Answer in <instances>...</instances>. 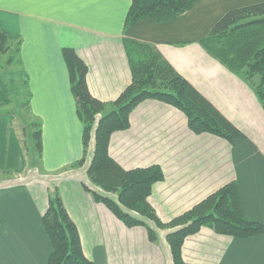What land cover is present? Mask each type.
Listing matches in <instances>:
<instances>
[{
  "label": "crops",
  "instance_id": "0c3cea01",
  "mask_svg": "<svg viewBox=\"0 0 264 264\" xmlns=\"http://www.w3.org/2000/svg\"><path fill=\"white\" fill-rule=\"evenodd\" d=\"M262 1L198 0L175 19L145 18L124 30L128 0H0V12L14 20L24 38L21 57L31 111L41 123L43 168L29 171L22 125L0 112V171L10 170L15 177L0 183V264L47 263L52 246L41 215L53 188L92 264H173L165 239L169 229H159L157 241H149L142 226H125L91 198L82 185L84 167L64 171L82 157L83 145L61 48L75 49L88 66L90 93L109 102L131 80L121 42L125 36L156 46L244 137L230 144L212 134H195L180 110L146 100L131 112L129 127L112 134L111 155L127 169L161 165L164 178L153 185L148 201L163 221L236 180L243 218L264 224V110L251 87L199 43L225 12ZM5 84L0 79V106L6 102ZM88 160L89 155L84 163ZM182 256L195 264H264V233L233 238L202 227L185 239Z\"/></svg>",
  "mask_w": 264,
  "mask_h": 264
},
{
  "label": "trees",
  "instance_id": "16d2710c",
  "mask_svg": "<svg viewBox=\"0 0 264 264\" xmlns=\"http://www.w3.org/2000/svg\"><path fill=\"white\" fill-rule=\"evenodd\" d=\"M123 29L142 19L167 22L190 11L198 0H128ZM8 35L0 29V53L11 50ZM122 47L130 71V83L112 101L94 97L87 86L88 66L70 46L61 48L70 91L76 102V113L83 124V155L73 165L83 164L89 141L92 154L86 169L89 183H83L94 201L103 204L127 227L144 226L150 241L157 238V229H171L166 240L173 264L188 263L183 259L185 239L202 227L236 238H248L264 233V224L247 221L240 208L236 180L220 186L189 209L163 221L148 201L153 185L163 180L160 165L124 168L115 160L109 144L114 132L130 125V114L144 100H157L180 110L189 129L208 133L230 144L243 133L201 95L151 43L123 37ZM199 43L226 70L246 82L264 110V1L236 7L225 12ZM20 52L19 41L14 48ZM20 64L18 59L15 61ZM24 71L22 74L24 75ZM25 88L28 78L23 76ZM26 96L30 99V93ZM29 106V102H25ZM25 149L41 161V123L31 124ZM23 134L27 133L22 125ZM91 133L92 139H91ZM91 139V140H90ZM41 222L52 246L46 264H92L82 251L76 224L66 211L58 191L49 193L48 205Z\"/></svg>",
  "mask_w": 264,
  "mask_h": 264
},
{
  "label": "rangeland",
  "instance_id": "374dc122",
  "mask_svg": "<svg viewBox=\"0 0 264 264\" xmlns=\"http://www.w3.org/2000/svg\"><path fill=\"white\" fill-rule=\"evenodd\" d=\"M3 14L4 13L0 12V15H3ZM8 16H9L8 14L5 16H1V19H0V29L8 35V37L11 41L10 43H12V46H11L12 48L9 52L0 53V79H3L6 83L5 84L6 85V102H5L4 106H2V105L0 106V112H4V114L13 115L17 119V121L20 125H24L26 127L27 133L23 134V129H22V139H23V145H24V140L26 138V135L33 131V129L31 128V124L40 122V120H39V117L34 115L33 112L31 111L30 99L28 96H26V94L30 93V92H29L28 88H25V85L23 83V79H24L23 76L25 78L29 79V75L27 74L26 70L24 69L22 57H21V46H22L24 38H23V36L19 35V32L21 33V31H19L15 27L14 20L8 18ZM27 38H28V36H27ZM17 41H19V46H20V52L19 53H15V51H13L14 48L16 47ZM17 59L19 61H21L20 64L15 62ZM23 71L25 72L24 75L22 74ZM26 100L29 102V106L25 103ZM148 100H151V99H148ZM144 101H146V100H144ZM75 104H76V102H75ZM81 125H82V133H83L82 122H81ZM187 127H188V125H187ZM188 129H189V127H188ZM120 131H122V130H120ZM116 132H119V131H116ZM92 135H93V133H91V139H92ZM92 145H93V142L91 140V141H89L88 148H87L88 153L90 151V153L87 154V155H89V160H90V157L92 154V147H93ZM24 148H25V146H24ZM25 154H26L28 164H29L28 165V168L30 169L29 171L32 170V172L37 171L39 173L43 172L41 161L38 160V162H37V160H36L34 163H32V161L35 159V156L30 155V152H28V150H26V149H25ZM41 156H42V152H41ZM89 160H88V162H89ZM86 161H87V159H86ZM88 164L89 163H83L82 165L81 164H79V165L71 164L68 167H65L64 171H73V170L78 171L81 169V167H84L86 170ZM160 167H161V165H160ZM64 171H62V172H64ZM40 176H43V175L40 174ZM44 177L47 181H49V183H51V181L54 182V179H52L51 176H49V178L47 176H44ZM86 179H87V182H85V184H88L90 181H89L88 177ZM14 180H15V177H14L12 171H10V170L0 171V183L9 182V181L11 182ZM56 190H57L56 188H53L51 192L53 193ZM87 193H89V192H87ZM90 196H91V194H90ZM91 198H92V196H91ZM118 221H120V220H118ZM142 227L144 228V226H142ZM160 230H162V229H160ZM170 230L171 229H169V231ZM158 231H159V229H157V231H156L157 235H158ZM157 239H158V237L154 241H151V242H156ZM165 239H166V237H165ZM166 242H167V240H166ZM167 244H168V242H167Z\"/></svg>",
  "mask_w": 264,
  "mask_h": 264
}]
</instances>
